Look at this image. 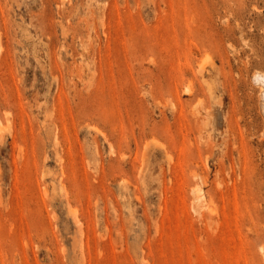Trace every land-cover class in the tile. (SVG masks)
Masks as SVG:
<instances>
[{
	"label": "rangeland",
	"instance_id": "obj_1",
	"mask_svg": "<svg viewBox=\"0 0 264 264\" xmlns=\"http://www.w3.org/2000/svg\"><path fill=\"white\" fill-rule=\"evenodd\" d=\"M260 76L264 0H0V264H264Z\"/></svg>",
	"mask_w": 264,
	"mask_h": 264
},
{
	"label": "bare ground",
	"instance_id": "obj_2",
	"mask_svg": "<svg viewBox=\"0 0 264 264\" xmlns=\"http://www.w3.org/2000/svg\"><path fill=\"white\" fill-rule=\"evenodd\" d=\"M203 66V65H202ZM201 67V66H200ZM204 68V67H203ZM203 68H201V69H203ZM204 70V69H203ZM201 71V70H200ZM201 73V72H200ZM258 80L259 81H261L262 83H264V77H262V76H260L259 78H258ZM188 90L190 91V92H192V87L191 86H189L188 87ZM186 93V92H185ZM193 174V173H192ZM196 188H194V190H195ZM192 191V192H195V191ZM196 193V192H195Z\"/></svg>",
	"mask_w": 264,
	"mask_h": 264
}]
</instances>
